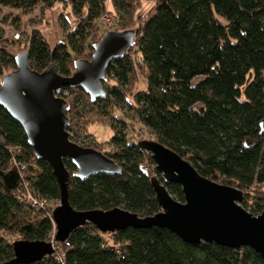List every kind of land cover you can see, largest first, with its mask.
I'll return each instance as SVG.
<instances>
[{
    "label": "trees",
    "instance_id": "trees-1",
    "mask_svg": "<svg viewBox=\"0 0 264 264\" xmlns=\"http://www.w3.org/2000/svg\"><path fill=\"white\" fill-rule=\"evenodd\" d=\"M139 1L113 3L121 14L120 30H136L133 46L146 70L147 88L128 96L138 65L131 50L109 65L103 82L105 98L92 100L80 88H64L59 96L67 100L71 140L99 150L85 145L90 136L78 133V122L84 119L86 130L94 117L107 120L110 110L128 108L153 140L189 161L203 177L242 190V206L260 215L264 210L260 189L264 185V0H147L155 3L154 14L139 28H132ZM58 2L66 0H0V6L29 15ZM104 2L69 0L80 22L67 36V43H58L54 49L34 29L27 49L31 68L42 73L54 65L60 75L71 77L75 57L91 54L86 59L90 61ZM6 23H0V42ZM17 56L0 51V77L17 69ZM66 93L70 95L65 97ZM124 129L125 124L114 127L115 152L104 153L122 168L120 174L79 180L76 167L65 161L74 209L121 208L140 217L161 211L152 177L143 168L146 163L155 164L137 144H128ZM160 181L174 199L184 202L180 185L162 177ZM32 194L60 202V188L51 167L36 158L23 128L0 106V263L14 258L13 243L18 240H51L54 208L31 207L28 199ZM8 237L17 240L10 243ZM68 242L65 264H264L250 248L189 245L157 227L103 234L88 224L74 231ZM33 264L61 263L52 255Z\"/></svg>",
    "mask_w": 264,
    "mask_h": 264
},
{
    "label": "water",
    "instance_id": "water-1",
    "mask_svg": "<svg viewBox=\"0 0 264 264\" xmlns=\"http://www.w3.org/2000/svg\"><path fill=\"white\" fill-rule=\"evenodd\" d=\"M135 39V29L105 32L95 45L91 61H75L71 77L60 75L54 65L42 73L33 70L28 52H23L16 57L17 69L6 74L0 84V106L23 128L36 158L51 167L59 185L60 205L52 213L55 241L65 242L88 224L103 234L157 227L169 230L189 245L214 243L233 250L250 248L264 261V210L253 215L242 206V190L203 177L189 161L153 139L140 140L137 146L156 166L157 175L151 178V185L161 207L159 213L140 217L121 208L78 211L72 207L66 160L76 167L75 177L79 180L120 174L122 168L103 152L71 140L67 102L59 94L66 87H77L92 100L105 98L103 82L109 65L130 51ZM160 177L181 186L184 202L174 199ZM13 251L14 258L0 264H33L54 253L50 241L19 240L13 243Z\"/></svg>",
    "mask_w": 264,
    "mask_h": 264
},
{
    "label": "rangeland",
    "instance_id": "rangeland-1",
    "mask_svg": "<svg viewBox=\"0 0 264 264\" xmlns=\"http://www.w3.org/2000/svg\"><path fill=\"white\" fill-rule=\"evenodd\" d=\"M104 3L105 11L102 14V17L97 20V27H94L96 29L95 35L97 37V43L103 38L105 32L108 30L117 28L118 31H121L119 23L121 14L118 10H116L113 0H105ZM154 7V2H149L147 0L139 1V3L136 4V11L133 18L135 26L132 28H139V26H141L147 18H150L154 14ZM3 20H6L7 23L3 25L4 37L0 42V51L7 53L9 56H17L23 52H27L30 35L34 29L39 30L47 39L51 48L54 49L58 43H67V36L74 32L80 22V20L75 16L73 7L69 3V0L62 3L58 2L53 6V8H38L29 15H24L11 8H4L0 6V23ZM65 21L67 24L66 27L63 26L66 25ZM135 48L136 47L133 46L130 52L138 64L136 70V81L132 92L128 93V96L132 95V93L134 95L140 91H145L147 88L146 70L143 68L141 57L136 56L137 51ZM91 53H94V50ZM73 56H75V54H73ZM90 56L91 54H88V56H77L75 57V61L78 59H90ZM11 72L12 71L7 72L6 74ZM3 77H0V84ZM69 95V93L64 94L65 97ZM72 97L76 98L75 95ZM62 98L65 99L64 97ZM79 110L82 111L80 108ZM86 110L88 112L91 111L90 108H86ZM93 114H95V112ZM108 114L107 120L101 119L97 116L94 117V120L87 126L86 130H84L83 126L85 123L84 119L78 122L80 124L78 127V133H84L86 137L87 135L90 136L89 138H86L85 145L97 146L99 151L101 150V152L105 154L112 155L115 152V148L112 146V139L116 134L114 127H118L120 124H125L124 135L127 138L128 144H137L140 140L144 139H154L151 132L133 118V113L128 108L122 110L115 108L112 111L110 110V113ZM78 128H76V130H78ZM147 158L149 159V156ZM143 168L149 176L153 177L157 175L156 166L151 167L148 163H146ZM261 188L264 192V185L261 186L260 189ZM252 199L253 195L250 197V204L253 203ZM8 239L10 243L14 240L13 237H8Z\"/></svg>",
    "mask_w": 264,
    "mask_h": 264
},
{
    "label": "built area",
    "instance_id": "built-area-1",
    "mask_svg": "<svg viewBox=\"0 0 264 264\" xmlns=\"http://www.w3.org/2000/svg\"><path fill=\"white\" fill-rule=\"evenodd\" d=\"M115 30H117V28H114V29H111L108 31H115ZM28 203L31 207L39 209V210H47V208H54L55 209L59 205V203H54L51 200L38 198L34 194L30 195V197L28 199ZM51 218H52V216H51ZM55 235H56V228H55L54 233H53L51 240H50V242H52L53 249H54L53 256L55 257V259L59 263L65 264V250H66V248L70 247V244H69L68 240H66L63 243L55 241ZM14 240H17V238L14 237Z\"/></svg>",
    "mask_w": 264,
    "mask_h": 264
}]
</instances>
